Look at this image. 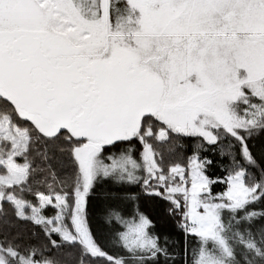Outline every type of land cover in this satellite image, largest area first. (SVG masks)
Here are the masks:
<instances>
[{
	"label": "snow or ice",
	"instance_id": "6c2138e0",
	"mask_svg": "<svg viewBox=\"0 0 264 264\" xmlns=\"http://www.w3.org/2000/svg\"><path fill=\"white\" fill-rule=\"evenodd\" d=\"M172 134L234 141L220 149L227 175L208 174L203 143L173 162ZM259 134L264 0H0V216L7 203L52 248L79 246L78 264H175L148 216L117 208L137 186L195 238L185 264H264V163L249 143ZM104 182L106 220L122 226L107 242L115 255L88 221ZM3 223L0 264H58Z\"/></svg>",
	"mask_w": 264,
	"mask_h": 264
},
{
	"label": "trees",
	"instance_id": "16d2710c",
	"mask_svg": "<svg viewBox=\"0 0 264 264\" xmlns=\"http://www.w3.org/2000/svg\"><path fill=\"white\" fill-rule=\"evenodd\" d=\"M172 141H175L178 145L176 148L175 156L173 158V162L179 161L186 164L187 157L192 155L194 152V146L197 143H203V148L199 150V155L202 159L207 157L212 161V164L208 169V174L212 177H223L227 175V168L230 166L231 160L228 156H221L220 149L222 145L227 146L230 142L234 143V141L222 140L220 144L210 146L204 143L202 140H199L198 138L176 136L175 134H172ZM134 143H136L137 148H139L138 143L135 141ZM249 143L250 145L254 146V152L257 155L258 162L264 163V161H260L261 155L264 154V134L257 135L254 139L250 140ZM134 155L137 159L139 158L138 152L134 153ZM248 170L254 176L258 177L260 171L259 167L256 169L249 168ZM251 182L253 181L249 180V183ZM223 188L224 185L216 184L215 186H213V192L215 193L222 191ZM105 189L107 188L97 186L95 192H93V194L88 199L89 226L97 241L99 242L102 241L107 233L109 234L110 230H113V228H119V230H122V226L120 225L113 226V224H115V221L109 222L106 220V210L108 208L107 206L111 201L105 199L104 197H99L102 196V192ZM133 191H135L138 195V200L132 203L126 201L125 204L116 202L117 205L121 204L122 206L126 207L130 206V209L128 210L126 208H121L126 209L125 212H123L125 215L138 208L140 212L148 216L154 224V228L152 229V231L156 232L161 237L167 236L169 238L170 243L168 247L170 252L174 256L175 264H185V260L188 259L191 254L192 246L190 245V243L192 242L193 245H195L196 240L192 236H188L187 238H185L183 230L179 227V222L181 219L179 214H170L168 209L169 207H171V205L160 197L148 195L143 192L138 186L135 187ZM26 198L31 199L33 203H36L34 197L26 196ZM93 202L95 203V206L93 205ZM90 203L93 205L92 210H90V208H92ZM262 204H264V202H262ZM260 206L261 205H256V207ZM4 210L6 212V215L0 216V231H9L8 225L4 224L3 221H11L14 226L11 227L10 233L12 235L19 234L20 243L22 245L31 244L40 247H42L43 245H48L49 251L45 252V255L55 259L58 264H78L79 246L65 245L60 249L52 248L50 242L38 227H35L27 221L16 220L15 217L12 216L11 208L7 203H4ZM43 211L46 216L54 214V209L51 206L47 207ZM90 215L92 216L93 220L90 219ZM33 233H35V235H33ZM53 239L59 238L53 235ZM100 244L104 248V250L109 252L110 254L115 255L121 253V250L118 248H114L101 242ZM186 247L188 250L187 254L185 252ZM84 259L85 264H106L104 260L91 259L90 257H85ZM169 264H172V262L170 261Z\"/></svg>",
	"mask_w": 264,
	"mask_h": 264
},
{
	"label": "rangeland",
	"instance_id": "374dc122",
	"mask_svg": "<svg viewBox=\"0 0 264 264\" xmlns=\"http://www.w3.org/2000/svg\"><path fill=\"white\" fill-rule=\"evenodd\" d=\"M99 186H100V187L108 188V187H109V184H108L107 182H104L103 184L98 185V187H99ZM99 197H104V196L102 195V196H99ZM99 197H96V198H99ZM104 198H105V197H104ZM110 203H113V202L111 201V202H109V204H110ZM119 203H121V204H125L126 201H121V202H119ZM109 204H108V205H109ZM121 204H120V205L118 204V205H117V208H118V210L120 209L119 211H121L122 213L125 212L126 209H127V210L130 209V206H129V205H128L129 207H126V206H122ZM90 205H91V207H92V208H90V210H92V209H93V205L95 206V203L93 202V205L90 203ZM107 207H108V206H107ZM121 208H126V209H121ZM103 216H104V215H103ZM90 219L93 220L91 215H90ZM109 225H110V224H109ZM115 225H118V224H117V223L113 224V226H115ZM118 230H119V228H117V229H114V228H113V230H110L109 234L107 233L108 237H107V235H106V236L102 239V241H100V242L109 245L107 242H108V240H109L110 235H111L114 231H118ZM98 242H99V241H98ZM100 242H99V243H100ZM190 245L193 246V243L191 242ZM114 248H115V247H114ZM121 251H122V250H121Z\"/></svg>",
	"mask_w": 264,
	"mask_h": 264
}]
</instances>
